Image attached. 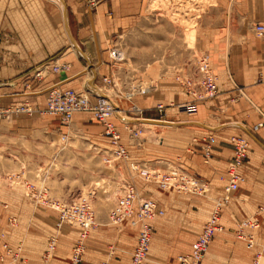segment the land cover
<instances>
[{"label":"rangeland","instance_id":"rangeland-1","mask_svg":"<svg viewBox=\"0 0 264 264\" xmlns=\"http://www.w3.org/2000/svg\"><path fill=\"white\" fill-rule=\"evenodd\" d=\"M207 2L216 4V0ZM205 3L206 0H145L149 13L145 14L144 25L128 35L122 34L114 41L112 51L122 56L121 60L114 61L121 70L120 74L123 75L126 69L138 70V67L145 65L146 60H155L158 49L162 51V48H157V38L165 37L167 60L173 61L176 56L180 57L179 64L168 61L166 75L171 78V85L179 89L175 92L182 97V101H191L183 83L195 78L197 59L206 55L194 48L192 14ZM179 30H184L186 46L196 52L194 59L191 51L171 47ZM176 65L178 68H173ZM156 66L149 64V77L138 81L131 89L150 88V92L145 95L136 94L139 91L123 90L118 80L114 81V88L105 85L102 80V91L99 94L119 109L109 122L114 128L115 125L119 128L120 140L129 156L125 160L114 158L110 138L102 132L101 123L98 124L93 115L81 113L71 121L63 122L59 116L48 113V92L35 96L37 98L34 100L22 99L8 109L0 108V113L10 110L0 114V236H3L0 238V251L11 255L12 261L15 257L18 260L19 256H24L21 253L23 249H29V256L22 257L21 262L23 258L25 260L23 264H33L34 261L42 264H68L73 244L81 233L77 225L64 224L57 230V213L50 207L36 205L27 196L25 182L37 188L44 187L49 199L60 205L86 197L94 212L95 222L89 231L86 246L88 243L108 248L118 246L129 255L136 246L139 227H133L129 220L113 225L109 216L118 198L123 195L126 184H132L140 199L153 201L158 209L157 216L147 221L152 229V239L143 264H178V257L189 253L190 244L208 220L215 204L223 197L227 175L226 171L218 175L210 186L209 182L190 174L192 165L183 157L182 161H177L176 156L178 153L187 154L192 137L179 135L177 128L184 131L185 127L195 126L197 104L212 101L217 96L196 103L191 110L184 107L190 101L181 104L173 101L157 102L153 107L155 114L159 117L160 113L155 107L162 104L164 110L170 109L169 113L182 118L177 125L147 120L137 97H156L162 93L158 90ZM211 67L218 84L216 67L214 64ZM116 88L120 91H116ZM81 92L88 93L92 102L96 101L92 91ZM132 93L135 95L129 98ZM26 106L30 107L31 112L22 111ZM136 108L142 110V113L137 112ZM164 110L161 114H164ZM124 117L132 121L127 125L137 133L131 135L124 129L127 126ZM174 132L177 136H173ZM208 163L203 160L204 165ZM147 173H176L186 178L184 184H189L181 190L174 186L163 188L157 181L147 180ZM191 183L195 186H191ZM185 206L194 211L190 223H186L188 218L183 216L189 211ZM221 213L222 230L213 237L202 264H251L254 249L262 254L259 263L264 264L261 249L264 238L255 241L257 248L248 249L246 241L237 237L239 223L235 228L232 226L234 229L231 228L223 222ZM11 218L16 219V226L10 225ZM259 228L260 223L256 230ZM251 230L255 229L246 227L244 234L253 235ZM53 235H58V242L47 259V243ZM33 253H39V260ZM3 258L2 254L1 261Z\"/></svg>","mask_w":264,"mask_h":264},{"label":"crops","instance_id":"crops-1","mask_svg":"<svg viewBox=\"0 0 264 264\" xmlns=\"http://www.w3.org/2000/svg\"><path fill=\"white\" fill-rule=\"evenodd\" d=\"M207 1L196 6L192 14L193 45L195 50L209 57L210 66L216 67L218 95L212 101L197 104L195 126L185 127L184 131L177 128L179 135L192 139L187 154L178 153L176 157L177 161H182V157L187 160L192 165L190 174L212 186L231 161V137H245L249 150L239 169L243 180L222 209L221 218L231 228L243 220L257 218L260 228L250 233L255 241H260L264 238V212H260L264 210V39L254 36L253 26L264 23V0H216L215 5ZM147 7L145 0H103L93 8L89 7L88 0H0V108L13 107L22 99L34 100L55 84L76 92L92 91L95 99L102 91L104 77L120 81L122 89L128 91L135 83L149 77V64H156L158 90L162 93L156 97H137L138 103L147 120L171 125L181 123L182 118L169 113L170 109L159 117L153 111L157 102L190 101H182L175 92L179 89L171 85V78L166 75V64L170 60L164 51L165 37L157 38V48L162 51L158 49L155 60H146L136 71L126 69L120 74V68L109 55L117 37L144 25L145 14L149 13ZM179 32L171 47L191 51L194 59L197 54L186 46L184 30ZM176 58L170 62L179 64L180 57ZM55 64L67 66L57 74L46 71L41 80L33 78L37 69ZM77 114L81 113L74 114L73 118ZM259 123L263 126L255 131ZM100 126L103 132L104 127ZM115 130L120 132L116 125ZM208 136L214 138V144L210 162L204 165L203 139ZM184 208L189 209L183 216L188 218L186 223H190L194 211L189 206ZM28 250L23 249L21 253L29 256ZM133 250L129 255L118 246L108 248L88 243L82 264H130ZM254 252L256 254L257 249ZM2 254L0 264H13L11 255L1 250L0 256ZM32 255L39 260V253ZM24 256H19L16 264H23ZM33 264L42 263L34 261Z\"/></svg>","mask_w":264,"mask_h":264},{"label":"built area","instance_id":"built-area-1","mask_svg":"<svg viewBox=\"0 0 264 264\" xmlns=\"http://www.w3.org/2000/svg\"><path fill=\"white\" fill-rule=\"evenodd\" d=\"M102 1L103 0H88V5L90 8H93ZM253 34L257 39H264V23H256L253 26ZM110 57L114 61L122 59L121 54L116 51H112ZM66 66V64H55L48 68V66L45 65L34 72L33 78L41 80L45 77L46 71L57 74L64 70ZM193 79L186 80L183 83L185 90L191 97V101L184 106L188 110L193 109L196 103L211 100L218 95L216 84L217 77L210 66L209 57L207 55H203L197 59L195 78ZM102 80L105 85H111L112 88L115 87L113 79L104 77ZM177 80H179V78H177ZM131 91H139V93L137 92L136 94L145 95L150 92V88H141ZM47 92L48 113L59 116L63 122L71 121L76 113H91L95 120L104 126V134L110 138V143L114 148L112 153L114 158L116 160H125L129 157L127 150L120 143V134L109 122L117 108L108 98L99 94L95 98L96 101L92 102L88 97V93L76 92L72 89H61L59 84L52 85ZM134 95L135 93H132L129 95V98H132ZM155 108L161 115L165 106L158 104ZM9 111L10 110L3 111L0 114H6ZM22 111L31 112V109L26 106L23 107ZM136 111L140 114L142 113L140 109L136 108ZM127 124L128 123H126V125ZM262 126L263 123H259L254 127V130L257 131ZM124 129L131 135L132 133H137L132 131L128 125L125 126ZM203 140L205 143L202 147L204 162L208 163L211 159L214 138L208 136ZM230 145L232 148V158L226 170L227 183L224 187L223 197L215 204L208 221L191 244L189 253L178 257V264H202L214 235L222 230L220 224L221 208L224 204L229 202L231 195L238 190L239 184L243 180L239 169L242 167L249 150V142L243 136H232ZM107 162L109 163L110 160ZM146 179L149 181H157L163 188H171L174 186L178 190L185 189L186 185L189 184V182L184 184L183 182L186 178L184 176L180 177L176 173H172V175H152V173H147ZM190 185L195 186L194 183ZM24 187L27 191V196L30 197L36 205L50 207L57 213V230L61 229L64 224L77 225L79 227L81 232L80 237L71 249L68 264H81L89 231L95 225L94 212L89 200L83 197L69 204L60 205L59 202L49 199L47 190L44 187L37 188L35 185L28 182H25ZM260 212H264V210L260 209ZM157 214V205L153 201L140 199L135 187L132 184H126L123 195L118 198L110 213L109 221L113 225H120L125 220H129L133 227H139L137 243L131 253L130 264L144 263L152 239V229L150 225L147 224V221L154 219ZM9 223L13 227L16 226L17 221L15 218H11ZM238 226V239L246 241L248 249L254 248L256 246L254 236L244 234V229L246 227L256 229L259 226L258 219L255 217L249 218L239 223ZM2 237L1 235L0 238ZM57 242L58 235L50 237L47 243L46 258H49L50 254L54 251ZM3 246L6 247V245ZM261 249L264 253V239L261 244ZM261 257L262 254L257 252L253 264H259ZM16 262L17 259L15 257L13 259V264H16Z\"/></svg>","mask_w":264,"mask_h":264},{"label":"bare ground","instance_id":"bare-ground-1","mask_svg":"<svg viewBox=\"0 0 264 264\" xmlns=\"http://www.w3.org/2000/svg\"><path fill=\"white\" fill-rule=\"evenodd\" d=\"M117 110H118V109H117ZM117 110H115V114H116ZM118 114H119V113H118ZM118 114H117V115H118ZM124 118H125V117H124ZM123 121H126L127 123L132 122L131 120H129V119L127 120L126 118L123 119Z\"/></svg>","mask_w":264,"mask_h":264}]
</instances>
